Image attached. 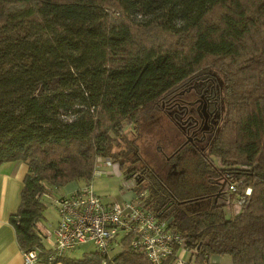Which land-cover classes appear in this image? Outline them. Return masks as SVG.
I'll use <instances>...</instances> for the list:
<instances>
[{"label":"trees","instance_id":"16d2710c","mask_svg":"<svg viewBox=\"0 0 264 264\" xmlns=\"http://www.w3.org/2000/svg\"><path fill=\"white\" fill-rule=\"evenodd\" d=\"M204 92L219 126L193 152L173 142L184 173L126 137L162 104L180 109L169 120L183 134V104ZM97 159L180 239L160 264H264V0H0V165H27L9 221L38 262L152 264L131 233L107 255L45 244L46 186L90 183Z\"/></svg>","mask_w":264,"mask_h":264},{"label":"built area","instance_id":"2783aa9c","mask_svg":"<svg viewBox=\"0 0 264 264\" xmlns=\"http://www.w3.org/2000/svg\"><path fill=\"white\" fill-rule=\"evenodd\" d=\"M93 176L103 173L100 167L109 165L106 159H97ZM58 219L52 230L50 242L57 254L69 252L76 245L91 242L102 254H109L118 246L121 236L131 233V244L143 247L152 264L172 252L174 243L182 244L147 208L133 199L118 203H104L94 189L92 181L78 186L74 191L59 195L53 200ZM238 205L235 207L237 208ZM37 227L48 240V231ZM25 264L38 262L35 249L22 250ZM179 260L177 264H179Z\"/></svg>","mask_w":264,"mask_h":264},{"label":"rangeland","instance_id":"374dc122","mask_svg":"<svg viewBox=\"0 0 264 264\" xmlns=\"http://www.w3.org/2000/svg\"><path fill=\"white\" fill-rule=\"evenodd\" d=\"M179 23L180 21L176 20V24ZM211 97V99H213V101L211 102V107L214 108L215 106L218 108L219 103L217 94H212ZM175 109V107H170V105L168 104H162V109L158 113L148 115L146 114L141 116V118L137 122V130L139 132V136L135 135L134 129L125 127V134L128 139L137 138L136 144L138 152L141 153L142 157L149 163H156V165H158V163L160 165V162L164 163L163 161L165 160L164 167L166 169H169L172 161H175V157L169 155L170 150H172L173 148V142L177 139L186 140V136L180 133L177 125H174L169 120ZM200 113H202L201 109ZM130 130L133 131V134L130 132ZM160 148H162V150L164 151L162 154L159 152ZM194 155L195 154H193V156ZM183 159H187L186 154H184L180 158V161H182ZM96 161L94 167L96 166L97 168V164L99 163ZM100 168L103 170V173L97 177L92 176V183L95 191L98 195L101 196L100 198L104 203H111L110 201L122 203L123 201H119V199H121V195L131 194L132 192H134V190H132L131 188V182L123 177L117 166V163H109V165ZM79 183L84 184L80 181ZM62 188L63 186L56 189H52L46 186L47 191L41 196L42 201L45 203L43 212L45 218H43L40 223L49 233L48 240L45 241V244L47 246L50 245V242L53 241V235L51 232L55 227L56 220L58 219L57 209H55L54 207L53 200L59 195H63L61 192ZM135 193L136 192H134V194ZM133 198L134 196L132 197V199ZM92 250H94V246L91 242L80 243L75 249L71 250L70 255L79 257L83 253ZM180 255L183 257H187L188 253L184 250H181ZM210 260L213 262L226 263L230 261V258L228 256L213 255L211 256Z\"/></svg>","mask_w":264,"mask_h":264},{"label":"crops","instance_id":"0c3cea01","mask_svg":"<svg viewBox=\"0 0 264 264\" xmlns=\"http://www.w3.org/2000/svg\"><path fill=\"white\" fill-rule=\"evenodd\" d=\"M26 172L27 165L22 161H10L0 165V264H25L22 250L16 240L15 230L9 221V216L19 206ZM80 185L81 183L76 181L69 182L63 186L61 192L62 194H67ZM133 196V192L131 194H123L119 201L131 200ZM38 225H41V223ZM35 264L45 263L37 262ZM51 264L63 263L55 262Z\"/></svg>","mask_w":264,"mask_h":264},{"label":"flooded vegetation","instance_id":"af4514ba","mask_svg":"<svg viewBox=\"0 0 264 264\" xmlns=\"http://www.w3.org/2000/svg\"><path fill=\"white\" fill-rule=\"evenodd\" d=\"M211 98L212 97L209 93L204 92L200 94L196 100H187L183 104L185 109L184 112L189 113V116L188 119L182 120L181 124V132L187 137V139L182 142V145L185 146L189 143L190 148L186 147L188 151L191 149L193 152V146L197 145H201L198 148H202L207 136L211 135L219 126V110L215 106L214 108L211 107V102L213 101ZM200 109L202 113H200ZM179 110L180 109L174 110V115L176 117L178 116L177 111L180 112ZM186 149L182 150L179 153V156L175 157V161H172L171 167L173 168L172 172L175 176L177 173H184V170L186 169L184 164L185 161H180V158L182 157L181 155L185 154Z\"/></svg>","mask_w":264,"mask_h":264}]
</instances>
